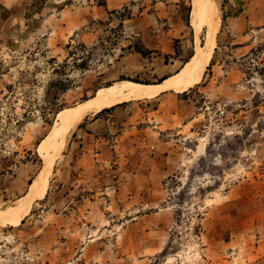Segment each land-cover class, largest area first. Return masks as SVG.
Listing matches in <instances>:
<instances>
[{
	"label": "rangeland",
	"instance_id": "1",
	"mask_svg": "<svg viewBox=\"0 0 264 264\" xmlns=\"http://www.w3.org/2000/svg\"><path fill=\"white\" fill-rule=\"evenodd\" d=\"M99 1L25 0L31 18L23 30L24 18H8L11 10L0 7V264H264V29L255 32L252 48L222 49L225 0H217L222 24L200 83L123 101L154 109L156 97L172 92L175 100L192 98L199 115L184 129L164 132L179 168L165 179L159 204L130 215L107 208L91 220L87 201L101 196L99 179L76 180L70 143L89 114L106 108L81 115L82 105L100 89L128 80L122 77L153 84L170 70L156 51H138L149 50L140 29L147 26L144 8L152 0H112L113 11L107 0ZM53 3L68 6L78 22L71 23L70 12L61 23L58 14L42 21L56 12L44 10ZM186 3L185 15L193 0ZM232 3L237 9L240 2ZM70 23L75 30L62 29ZM39 174L47 179L45 192L20 222L6 223L28 206L20 198ZM163 210L166 226L156 229L158 243L137 249L133 235L140 234L142 247L149 235L127 219ZM93 234L101 238L89 242Z\"/></svg>",
	"mask_w": 264,
	"mask_h": 264
},
{
	"label": "crops",
	"instance_id": "2",
	"mask_svg": "<svg viewBox=\"0 0 264 264\" xmlns=\"http://www.w3.org/2000/svg\"><path fill=\"white\" fill-rule=\"evenodd\" d=\"M24 1L0 0L1 8L11 10L8 18L18 20L20 17L24 18L20 19L21 30L29 28L31 18L25 14L22 7ZM115 1L117 5V0ZM238 1L240 2L238 8L232 9L233 0H225L224 16L227 20V29L220 38L222 49L229 48V44L230 48L235 45L233 48L235 50L252 48L251 44L254 42L252 39L261 32L258 29H264V0ZM111 4L112 0H107L108 10L113 11L116 7L112 9ZM185 4L186 0H152L144 8L147 26L140 27V34L145 47L156 51L159 57L164 59V64L170 66L167 74L162 76L165 78L173 75L176 67H179L180 58L185 56L192 44H195V31L190 21L191 11L187 10L186 15L184 14ZM67 7L61 8L56 3L46 6L44 10L56 12L42 21H53L54 17L59 15L61 23L62 15L70 12L71 23L76 24L78 19L74 16L75 12L67 10ZM41 23L44 27L45 23ZM71 23L62 25V29H74ZM56 29L54 26L53 30L50 28L48 30ZM1 30L4 29L1 27ZM229 34L232 36L231 41H228ZM248 40L251 41L250 44ZM177 49L180 50V54L176 52ZM167 58L169 62H165ZM169 93L164 92L156 97L160 103L156 104L157 107L154 109L147 108L148 103L140 107L138 103L126 101L99 113L89 114L77 127L74 139L70 143V153H77L70 159L71 166L73 165L77 172L76 180L81 181L82 177L89 180L94 178L99 179L100 184L98 194L101 196L97 197V200L87 201L90 212L86 213L91 220L102 218L107 208L119 215L125 213L130 215V212H138L146 206L159 204L158 199L164 188L165 179L179 168L174 147L171 148L170 139L165 138L164 132L180 129L181 126L184 129L199 115L192 98L175 100L174 95ZM144 100L151 102L152 99ZM165 214L167 215L163 210L127 219V222L130 220L132 227L142 228L141 234L149 235L145 240L148 247H142L137 236L139 233H134L132 240L136 243L137 249L149 250L156 246L158 243V238L155 239L158 236L156 229L165 225ZM99 238L100 235L93 234L89 242L98 241ZM152 238L154 241H151ZM98 255L105 256L104 253Z\"/></svg>",
	"mask_w": 264,
	"mask_h": 264
},
{
	"label": "bare ground",
	"instance_id": "3",
	"mask_svg": "<svg viewBox=\"0 0 264 264\" xmlns=\"http://www.w3.org/2000/svg\"><path fill=\"white\" fill-rule=\"evenodd\" d=\"M217 0H193L191 12V24L195 31V50L185 62L176 75H171L162 82L144 84L123 80L119 86H108L100 89L99 94L86 101L82 105L80 114L88 111H98L113 106L133 97H153L163 90L184 91L198 83L211 63L217 44V35L221 27V12ZM205 31L203 41L200 40L201 30ZM207 33V34H206ZM207 40L205 47H203ZM192 57V58H191ZM44 168V165H43ZM43 168L41 170H43ZM47 185V179L40 174L29 184L27 192L20 198V201L29 200L26 208H20L12 212L6 223L15 224L22 220V217L29 210L30 202L41 196Z\"/></svg>",
	"mask_w": 264,
	"mask_h": 264
},
{
	"label": "trees",
	"instance_id": "4",
	"mask_svg": "<svg viewBox=\"0 0 264 264\" xmlns=\"http://www.w3.org/2000/svg\"><path fill=\"white\" fill-rule=\"evenodd\" d=\"M98 4H99V5H105L106 2H105L104 0H102V1H99ZM224 18H225V16H223V19H224ZM138 51L141 52L142 55H145V53L149 52L150 50H148V49H147V50H143V49L140 48ZM166 61H167V60H166ZM209 66H210V65H208L207 68H209ZM164 78H165V77H161V78L158 80V82H161ZM121 79H128V80H132V81H134V82H139V83H144V84H150V83H151V81H140V80H138V79H130V78H126V77H122ZM24 220H25V219H23L22 223L24 222Z\"/></svg>",
	"mask_w": 264,
	"mask_h": 264
},
{
	"label": "water",
	"instance_id": "5",
	"mask_svg": "<svg viewBox=\"0 0 264 264\" xmlns=\"http://www.w3.org/2000/svg\"><path fill=\"white\" fill-rule=\"evenodd\" d=\"M206 34H207V33H206ZM206 42H207V40H205L203 47H205ZM195 55H196V53H194L192 57H194ZM192 57H191V58H192ZM164 79H166V78H164ZM164 79H163L162 81H164ZM162 81H161V82H162Z\"/></svg>",
	"mask_w": 264,
	"mask_h": 264
},
{
	"label": "built area",
	"instance_id": "6",
	"mask_svg": "<svg viewBox=\"0 0 264 264\" xmlns=\"http://www.w3.org/2000/svg\"><path fill=\"white\" fill-rule=\"evenodd\" d=\"M88 184L91 186L92 184H95V181H90Z\"/></svg>",
	"mask_w": 264,
	"mask_h": 264
}]
</instances>
